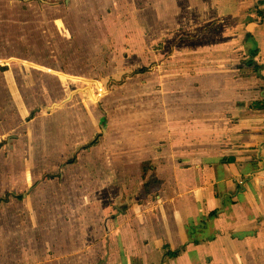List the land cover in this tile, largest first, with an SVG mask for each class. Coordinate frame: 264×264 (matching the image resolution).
Here are the masks:
<instances>
[{
  "label": "rangeland",
  "instance_id": "rangeland-1",
  "mask_svg": "<svg viewBox=\"0 0 264 264\" xmlns=\"http://www.w3.org/2000/svg\"><path fill=\"white\" fill-rule=\"evenodd\" d=\"M194 3L0 0V73L12 63L22 76L17 94L0 91V200L10 197L8 218L1 219L0 205L2 264L9 260L5 231L34 232L40 242L58 232L54 243L40 244L41 255L18 247L26 263L70 259L71 235L89 221L76 195L99 198L114 185L121 195L123 181L136 188L138 167L163 147L169 131L172 110L152 109V88H184L177 76L186 54L181 41L223 25L222 19L204 24L215 14L183 11ZM200 17L204 22L185 29Z\"/></svg>",
  "mask_w": 264,
  "mask_h": 264
},
{
  "label": "crops",
  "instance_id": "crops-1",
  "mask_svg": "<svg viewBox=\"0 0 264 264\" xmlns=\"http://www.w3.org/2000/svg\"><path fill=\"white\" fill-rule=\"evenodd\" d=\"M183 11L215 14L204 24L222 19L223 25L206 26L209 36L202 33L181 41L186 54L177 76L184 78L178 84L184 88H152V109L172 110L165 123L169 130L165 144L138 167L136 188L134 182L123 181L121 195L115 192L116 185L99 198L95 193L76 195L88 224L71 235L70 259L48 262L264 264V70L259 75L223 65L232 56L248 59L250 53L242 51L249 32L253 40L249 48L259 50L264 69V0H195ZM200 21L203 17L184 27ZM7 67L1 68L0 91L17 94L20 70L12 63ZM203 71L208 74L200 75ZM221 74L225 79H219ZM195 82L200 87L193 88ZM148 160L158 162L155 174L162 183L154 200L146 198L141 177V166ZM2 206L1 219H6L10 204ZM211 213L216 217L210 219ZM33 233L1 235L7 264H31L17 255L18 247L30 246L38 256L44 240L49 245L59 236L45 233L40 242ZM165 247L178 252L177 257L168 258Z\"/></svg>",
  "mask_w": 264,
  "mask_h": 264
},
{
  "label": "trees",
  "instance_id": "trees-1",
  "mask_svg": "<svg viewBox=\"0 0 264 264\" xmlns=\"http://www.w3.org/2000/svg\"><path fill=\"white\" fill-rule=\"evenodd\" d=\"M247 32H248V30H246V33ZM245 41H246V49H244L243 53L244 54L246 52L250 53L248 59L247 60L241 59L240 61H238L235 58V56H232L230 58V60H228L227 62H223V65H225V66L231 65L232 69L236 70V71H242V72L243 71H248V72L251 71L253 73L260 75L259 70H260V72L264 70L260 64V61H259L260 53H259V50L256 48H251V49L249 48V45L253 44V40H252L249 32L247 33ZM238 62H239V67H237ZM255 68H257V69H255ZM258 78H260V76H258ZM261 79L264 80V78H261ZM228 162H229V160H228ZM157 165H158L157 161L148 160V161L144 162L141 166V175H142V180L144 182L143 186H144L146 198L153 199V200L157 196L159 190L161 189V185H162V183L158 180V178L156 177V174H155V169H156ZM20 198H22V197H14L12 199L15 201V200L20 199ZM9 199H10V197H7L5 199H1L0 205L8 204ZM214 217H216V213H211L209 215L210 219L214 218ZM165 249L167 250L166 256H168V258L177 257L178 252H174V251L171 252L168 247H165Z\"/></svg>",
  "mask_w": 264,
  "mask_h": 264
}]
</instances>
